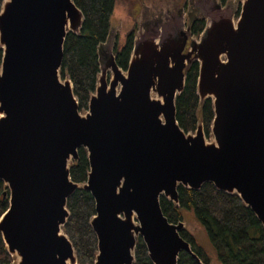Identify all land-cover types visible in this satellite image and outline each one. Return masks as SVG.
<instances>
[{
	"label": "water",
	"instance_id": "95a60500",
	"mask_svg": "<svg viewBox=\"0 0 264 264\" xmlns=\"http://www.w3.org/2000/svg\"><path fill=\"white\" fill-rule=\"evenodd\" d=\"M198 7L202 15L190 10L187 28L182 15L145 23L126 70L116 63L110 24L97 48L95 91L80 112L60 68L81 11L72 0L3 1L0 181L9 204L0 234L12 264H78L62 227L79 189L95 203L93 264H134L139 237L153 264H177L181 253L203 264L180 236L182 221L170 223L160 207V196L178 206L179 186L198 191L210 183L237 194L264 229V0H242L236 21L228 0ZM197 20L206 24L196 40L188 33ZM193 62L199 106L212 103L210 142L200 120L194 133L176 121ZM80 148L89 173L78 184L70 165Z\"/></svg>",
	"mask_w": 264,
	"mask_h": 264
},
{
	"label": "trees",
	"instance_id": "16d2710c",
	"mask_svg": "<svg viewBox=\"0 0 264 264\" xmlns=\"http://www.w3.org/2000/svg\"><path fill=\"white\" fill-rule=\"evenodd\" d=\"M4 0H0V10ZM83 14V24L78 35L69 33L66 37L61 79L67 76L73 86L79 111L87 110L91 94L95 91L99 74L97 48L103 43L110 29L116 0H72ZM226 1V0H225ZM204 21L197 20L190 33L199 36ZM135 32H129L123 44L114 48L117 65L126 70L133 48ZM2 49L0 48V64ZM198 63L193 62L185 71L186 82L183 92L176 97V121L185 133L195 132L199 120L206 134L210 133L214 117L210 99L199 106L196 91ZM89 173V162L85 149L78 150V159L70 165V178L74 183H84ZM7 187L0 181V217L8 209ZM178 206L165 197H160V207L170 223L182 220V210L191 211L195 220L204 228L209 242L215 250L220 264H264V229L255 214L246 207L237 194L218 191L212 184L205 183L200 190L177 188ZM69 218L62 227L76 253L78 264H93L97 253V238L90 226L95 215V203L89 192L76 190L67 200ZM192 251L203 264L210 259L195 239L186 230L180 232ZM0 234V264H12ZM134 264H153L147 249L139 237L135 247ZM177 264H198L188 254L181 253Z\"/></svg>",
	"mask_w": 264,
	"mask_h": 264
},
{
	"label": "rangeland",
	"instance_id": "374dc122",
	"mask_svg": "<svg viewBox=\"0 0 264 264\" xmlns=\"http://www.w3.org/2000/svg\"><path fill=\"white\" fill-rule=\"evenodd\" d=\"M211 1L214 0H116L110 22L112 26L111 40L115 47H120L125 40L126 34L129 33L132 28L136 29L137 34L139 30L145 27V23L150 21V19L161 17L163 21H165L171 15H182L183 26L187 28V26L190 25V19L188 20L190 10L199 12L195 14L201 16V7H198V5H202L204 9H208L211 6ZM184 2L187 3V7H183ZM228 3L235 6L230 8L234 12V20L236 21L241 10L242 0H228ZM203 21L206 24V20ZM188 34L190 36L192 35L191 37L196 40L199 38V36L190 34V31ZM110 77L111 73L108 71L106 80L109 81ZM203 132L206 141L210 142L213 138L212 135H210V133L206 134L204 130ZM181 214V221L185 225V229L193 234L196 243L209 257V264H220L217 261L215 250L209 242L204 228L195 220L193 213L191 211L182 210ZM14 259L15 263L16 258Z\"/></svg>",
	"mask_w": 264,
	"mask_h": 264
},
{
	"label": "flooded vegetation",
	"instance_id": "af4514ba",
	"mask_svg": "<svg viewBox=\"0 0 264 264\" xmlns=\"http://www.w3.org/2000/svg\"><path fill=\"white\" fill-rule=\"evenodd\" d=\"M227 1V0H226ZM226 1L225 0H218V3H219V5H220V7H224L225 5H226ZM215 2H217V1H215ZM138 7H139V5H138ZM183 7H187V3L186 2H184V5H183ZM134 32H136V29L135 28H133L132 29ZM191 31V30H190ZM191 34V33H190ZM188 44H189V39H188V42H187V46H186V49H185V52L187 51V49H188ZM114 48H115V46H114ZM161 197V196H160ZM159 200H160V198H159Z\"/></svg>",
	"mask_w": 264,
	"mask_h": 264
}]
</instances>
